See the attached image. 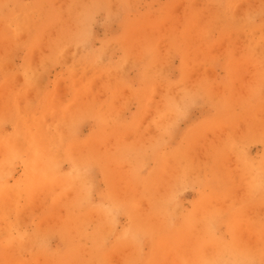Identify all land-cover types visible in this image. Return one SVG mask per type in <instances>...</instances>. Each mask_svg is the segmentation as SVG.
Returning a JSON list of instances; mask_svg holds the SVG:
<instances>
[{
  "label": "rangeland",
  "instance_id": "obj_1",
  "mask_svg": "<svg viewBox=\"0 0 264 264\" xmlns=\"http://www.w3.org/2000/svg\"><path fill=\"white\" fill-rule=\"evenodd\" d=\"M0 264H264V0H0Z\"/></svg>",
  "mask_w": 264,
  "mask_h": 264
},
{
  "label": "bare ground",
  "instance_id": "obj_2",
  "mask_svg": "<svg viewBox=\"0 0 264 264\" xmlns=\"http://www.w3.org/2000/svg\"><path fill=\"white\" fill-rule=\"evenodd\" d=\"M177 9V8H176ZM203 9V8H202ZM238 10V9H237ZM198 11V10H197ZM178 12V11H177ZM205 12V11H204ZM193 13H195V12H193ZM22 14V13H21ZM202 14V13H201ZM239 14V13H238ZM192 15V14H191ZM27 23V22H26ZM188 23V22H187ZM22 35V34H21ZM31 35V34H30ZM39 36V35H38ZM26 37V36H25ZM74 46V45H73ZM36 47V46H35ZM161 48V47H160ZM79 50V49H78ZM79 52V51H78ZM80 53V52H79ZM106 58H108V56L106 57ZM76 65V64H75ZM126 66H128V64L126 65ZM158 66V65H157ZM75 67V66H74ZM153 68V67H152ZM86 70H88V69H86ZM92 72V71H91ZM112 73V72H111ZM109 75V74H108ZM104 76V75H103ZM84 80V79H83ZM77 87V86H76ZM78 94V93H77ZM46 99V98H45ZM24 104V103H23ZM106 115V114H105ZM36 120V119H35ZM27 121V120H26ZM31 122V121H30ZM20 123V122H19ZM24 123V122H23ZM39 133V132H38ZM37 135V134H36ZM66 149V148H65ZM38 151V150H37ZM39 155V154H38ZM41 156V155H40ZM157 158V157H156ZM40 161H41V159H40ZM36 162H39V160L38 161H36ZM26 169V168H25ZM36 174H38V173H36ZM35 177V176H34ZM33 182V181H32ZM24 184V183H23ZM21 185V184H20ZM37 185V184H36ZM35 185V186H36ZM27 186V185H26ZM31 187V186H30ZM19 188V187H18ZM23 189H21V191H22ZM58 190V189H57ZM14 191V190H13ZM33 192V191H32ZM58 194V193H57ZM204 221V220H203ZM197 222V221H196ZM235 226V225H234ZM187 234V233H186ZM22 252V251H21Z\"/></svg>",
  "mask_w": 264,
  "mask_h": 264
}]
</instances>
